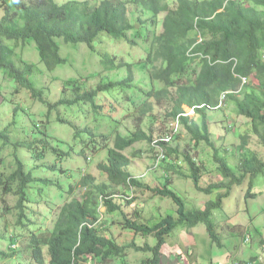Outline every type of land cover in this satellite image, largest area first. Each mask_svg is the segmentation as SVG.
<instances>
[{"label": "trees", "instance_id": "1", "mask_svg": "<svg viewBox=\"0 0 264 264\" xmlns=\"http://www.w3.org/2000/svg\"><path fill=\"white\" fill-rule=\"evenodd\" d=\"M130 7L133 10H129ZM133 14L134 19L131 18ZM161 15L164 16L161 18ZM102 33L113 40H127L131 46L142 44L146 47L145 57L139 62L147 71L149 84L145 89L138 88V99L144 97L139 107L137 103L133 104L134 109L130 113L117 120L106 133H101L96 146L95 136L91 133V147L84 145L80 154L83 156L87 150L95 152L100 147L106 151L107 160L98 167L112 189H145L154 196L169 198L177 207V221L167 216L148 226L125 219L124 229L143 237L152 235L156 240L153 247H137L133 241L128 247L151 252L152 258L146 264H160L165 237L177 225L188 228L199 222L206 225L212 242L220 246L211 213L221 205L222 196L208 201L204 209H187L183 200L169 189L172 181L168 177L161 188L152 189L132 178L126 171L130 160L123 151L136 143L146 142L152 146L156 141L164 152L162 164L167 163L171 152L166 148L175 138L169 144L159 140L171 131V125L178 119L179 125L193 137L195 145L203 142L212 149L221 178V182L200 187L204 167L189 155L183 156L187 178L197 191L209 194L212 189H220L226 185L222 182L224 178L228 185H240L245 177H254L263 171L264 162L247 148V134L242 135L241 144L235 147L233 156L236 155L238 160L235 165L229 163L226 151L219 153L214 148L209 140L207 112L225 109L215 110L214 107L219 94L227 92L226 102L248 122L249 133L256 136L264 148V0H80L62 4L54 0H14L12 7L5 8L0 20V71L20 89L28 90L31 97L47 106L49 111L78 100L92 102L97 95L115 87L130 89L135 76L129 69L122 80L107 83L101 80L94 89H76L77 94L72 101L46 104L44 90L37 86V79V84H34L29 78L33 67L28 64L21 67L18 50L30 42L34 44L45 70L52 72L58 65L66 63L60 57L57 40L83 44L94 50V41ZM99 64L105 72L122 67V64L115 63L114 56L105 53L100 54ZM242 78L246 83L241 86ZM126 100L131 101V98L126 96ZM164 104L166 112L159 122L152 115L153 108ZM200 105L211 109H197L194 120L179 116L182 106ZM17 109L15 107V111ZM128 117L133 119L135 126L132 130L125 129L122 135L117 130ZM0 140L1 145H5L1 151L8 148L12 155L14 151L16 154L13 161L15 170L6 179L0 173V189L9 194L16 183L14 209L17 219L13 234L19 247L20 241L23 243L29 264H91L112 261L123 254L125 247L117 245L113 238L99 229V205L108 214L120 210L113 203L115 194L110 193L109 187L96 186L90 188L82 200H66L58 209L52 227L42 230L31 218L29 188L33 179L18 158L21 142L12 138L8 127L0 130ZM178 164L172 168H180ZM80 182L84 188H89L92 179L82 177ZM72 191L70 186L67 194ZM126 203L131 204V201L126 200ZM10 243L15 242L10 240ZM9 250L10 254L0 251V260H14L17 252L12 251L13 246H9Z\"/></svg>", "mask_w": 264, "mask_h": 264}, {"label": "rangeland", "instance_id": "2", "mask_svg": "<svg viewBox=\"0 0 264 264\" xmlns=\"http://www.w3.org/2000/svg\"><path fill=\"white\" fill-rule=\"evenodd\" d=\"M54 1L62 4L80 0ZM13 2L14 0H0V20L5 8L12 7ZM129 10H133L132 7ZM163 16L161 15V18ZM131 18L134 19V14ZM57 43L60 57L65 59L66 63L58 65L52 72L45 70L32 42L18 50L21 67L24 68L25 64L33 67L29 78L34 84L38 82L37 86L44 90L43 98L46 104H54L60 100L72 101L76 97V89H94L101 80L103 83L122 80L127 76L129 69L135 79L130 89L115 87L97 95L92 102L78 100L73 104L59 105L49 111L39 100H34L28 90L20 89L10 77L0 71V130L8 127L12 138L21 142L18 158L33 179L29 188L31 218L42 230L50 229L58 209L66 200H82L90 188L105 185L109 187L111 194H115L113 203L117 204L120 210L108 214L104 207L99 205V229L106 236L113 238L117 245L125 247V250L120 257L112 261L91 264H146V261L152 258L151 252L136 251L129 248L128 244L133 241L137 247H153L156 240L152 235L143 237L124 229L125 219L148 226L167 216H172L177 221L176 205L169 198L157 197L150 191L137 188L132 189L133 194L129 199L131 204L126 203L127 199L121 196L131 194V190L128 187L112 189L106 175L99 170L98 165L107 160L106 151L99 147L95 152L87 150L83 156L80 154L84 145L91 147V133L95 136L96 146L101 133H106L117 120L130 113L134 109L133 104L137 103L139 107L142 103L144 97L138 99V88L145 89L149 80L146 69L139 61L145 57L146 47L142 44L131 46L127 40H113L105 33L99 34L95 39L94 50L83 44L73 45L61 40H57ZM101 53L114 56L115 63L122 64V67L105 72L99 64ZM126 96L131 98V101L126 100ZM15 107L18 108L17 111ZM165 112V104L154 106L152 115L160 122ZM207 116L209 140L219 153L226 151L230 164H237V156H233L234 150L241 144L242 135L246 134L247 148L254 151L264 162V148L257 137L249 133L248 122L234 112L233 106L227 103L225 109L208 111ZM134 126L133 119L128 117L117 132L124 135L125 129L132 130ZM112 140L111 138L109 146ZM1 143L0 140V173L3 174V179H6L15 170L13 161L16 154L14 151L12 155V150L8 148L1 151L5 146ZM167 149L171 152L168 162L158 169H152V146L146 142L134 144L123 151L130 160L126 171L143 186L151 189L161 188L168 177L172 181L169 189L183 200L187 209H204L208 201H215L218 196H222L221 205L211 213L220 246L212 242L204 223L186 225L188 228L177 225L165 237L160 264H180L181 255L188 264H263L264 169L254 177H245L240 185H228L227 179L224 178V187L212 189L209 194H205L197 191L193 182L187 178L188 170L183 156L189 155L204 167L200 187L206 188L221 182L212 149L203 142L195 145L193 137L182 126ZM175 162L180 163V168H172ZM82 177L92 179L91 187L84 188L81 185ZM15 185L16 183L12 185V192L9 194H4L0 189V251L10 254L9 246H13L12 251L17 254L14 260L1 259L0 264H29L23 243L20 241L19 247L13 234L17 219L14 209ZM70 186L73 191L68 195ZM92 191L95 192L94 189ZM247 192L250 195H247ZM10 235L12 237L8 240ZM245 237L247 241L244 240ZM10 240L15 243H10Z\"/></svg>", "mask_w": 264, "mask_h": 264}, {"label": "built area", "instance_id": "3", "mask_svg": "<svg viewBox=\"0 0 264 264\" xmlns=\"http://www.w3.org/2000/svg\"><path fill=\"white\" fill-rule=\"evenodd\" d=\"M246 83V79L242 78L241 79V86L244 85ZM226 98H227V92H222L219 94L218 96V100H217V105L214 107L215 110H220L223 109L224 107H226ZM202 108H207V109H211L210 106H205V105H200V106H183L182 107V113L179 115L181 117H185V118H189V119H193L195 118L196 114H197V109H202ZM179 122L178 119L175 121V123L173 125H171V131H169L166 136L162 139H160L159 141L164 142L165 144H169L171 143L172 140H174V138L178 135V131H179ZM152 147L154 149V158H153V164H152V169H158L159 167H161L165 156H164V152L162 150V148L157 144V142H153L152 143ZM133 194V190H131V195L129 197L127 196H121L124 199L126 198L127 200L130 199V197H132ZM245 241H247V238L245 237L244 239ZM178 256H180L178 254ZM179 263L180 264H188L187 261H185L183 255L180 256L179 259Z\"/></svg>", "mask_w": 264, "mask_h": 264}, {"label": "crops", "instance_id": "4", "mask_svg": "<svg viewBox=\"0 0 264 264\" xmlns=\"http://www.w3.org/2000/svg\"><path fill=\"white\" fill-rule=\"evenodd\" d=\"M162 253V256H163V252H161Z\"/></svg>", "mask_w": 264, "mask_h": 264}, {"label": "bare ground", "instance_id": "5", "mask_svg": "<svg viewBox=\"0 0 264 264\" xmlns=\"http://www.w3.org/2000/svg\"><path fill=\"white\" fill-rule=\"evenodd\" d=\"M248 237V236H247ZM249 239V238H248Z\"/></svg>", "mask_w": 264, "mask_h": 264}, {"label": "clouds", "instance_id": "6", "mask_svg": "<svg viewBox=\"0 0 264 264\" xmlns=\"http://www.w3.org/2000/svg\"><path fill=\"white\" fill-rule=\"evenodd\" d=\"M227 104V103H226ZM183 107V106H182Z\"/></svg>", "mask_w": 264, "mask_h": 264}]
</instances>
